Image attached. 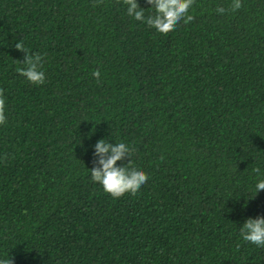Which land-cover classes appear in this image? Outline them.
<instances>
[{"label": "trees", "instance_id": "trees-1", "mask_svg": "<svg viewBox=\"0 0 264 264\" xmlns=\"http://www.w3.org/2000/svg\"><path fill=\"white\" fill-rule=\"evenodd\" d=\"M241 3L195 0L191 21L159 33L123 0H0V257L264 264L239 231L264 216V0ZM17 42L43 84L20 75ZM100 138L134 147L137 193L91 181Z\"/></svg>", "mask_w": 264, "mask_h": 264}, {"label": "clouds", "instance_id": "clouds-1", "mask_svg": "<svg viewBox=\"0 0 264 264\" xmlns=\"http://www.w3.org/2000/svg\"><path fill=\"white\" fill-rule=\"evenodd\" d=\"M149 7H141L138 0H123L128 17L135 21L146 24L159 33H167L177 28L183 21L188 23L192 20L190 9L195 0H145ZM241 0H231L232 11L240 9ZM216 13L224 14V7H216ZM15 47L25 53L21 62L24 67L19 69L20 75L30 83L40 85L45 81V73L41 69V57L36 54L29 55L22 43L17 42ZM92 75L99 78V70H94ZM5 98L0 95V124L6 120ZM112 143L108 138L97 139L91 145L94 157L93 167L89 169V178L97 183L105 193L113 198H119L124 193L135 194L148 180L147 173L140 167L132 166V154L134 147L124 140H114ZM127 158V163L123 161ZM120 161L121 163H117ZM264 189V178L256 180L254 185L255 194ZM240 236L243 241L257 247H264V216L257 215L255 218H247L239 226ZM0 264H12L9 256L0 257Z\"/></svg>", "mask_w": 264, "mask_h": 264}]
</instances>
